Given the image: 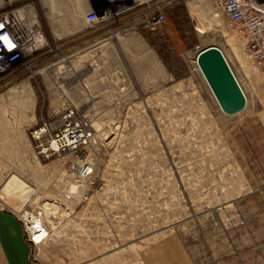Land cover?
<instances>
[{"label": "rangeland", "instance_id": "1", "mask_svg": "<svg viewBox=\"0 0 264 264\" xmlns=\"http://www.w3.org/2000/svg\"><path fill=\"white\" fill-rule=\"evenodd\" d=\"M8 8L0 0V13ZM91 9L101 15L102 4L34 2L44 31L64 13ZM133 15H122V30ZM135 32L157 68L146 78L124 69L121 96L113 85L57 76L49 43L22 72L0 78V207L20 217L44 205L51 236L35 251L37 264H144L165 237L178 239L192 264H264L260 72L207 0H181L159 30ZM209 46L222 51L246 96L236 115L220 110L195 65ZM66 106L90 119L99 141L84 153L94 165L84 184L63 177L60 161L37 160L30 136Z\"/></svg>", "mask_w": 264, "mask_h": 264}, {"label": "built area", "instance_id": "2", "mask_svg": "<svg viewBox=\"0 0 264 264\" xmlns=\"http://www.w3.org/2000/svg\"><path fill=\"white\" fill-rule=\"evenodd\" d=\"M6 1L9 8L0 13V37H7L13 47L9 49L8 43L0 39V78L22 72L24 68L19 70V66L24 60L30 62L36 53L48 48L46 35L34 11L36 0ZM180 1L102 0V15L97 9H91L84 14L83 21L91 26L113 23L123 20L120 19L122 15L129 12L134 13V23L125 30L112 32V37L117 39L127 31H135L137 26L141 30L155 32L165 24L167 14ZM207 2L214 13L224 17L241 52L260 72L264 83V11L251 0ZM12 3L19 6L10 7ZM128 22L131 24V21ZM54 116L56 118L52 120L36 123L30 131L35 144V157L40 161H60L62 176L69 181L76 184L89 182L94 174V165L84 153L99 142L90 119L79 114L74 106H66ZM49 179L53 183L54 176L51 174ZM0 210L5 209L0 207ZM18 218L31 257L35 260V251L51 236L45 208L33 209Z\"/></svg>", "mask_w": 264, "mask_h": 264}, {"label": "crops", "instance_id": "3", "mask_svg": "<svg viewBox=\"0 0 264 264\" xmlns=\"http://www.w3.org/2000/svg\"><path fill=\"white\" fill-rule=\"evenodd\" d=\"M251 1L264 11V0ZM90 5V1L84 2V8L89 9ZM85 13H64L60 21H53L44 31L51 47L50 66L57 76L76 77L75 81L83 85H113L121 96L124 69L132 78L139 72L143 78L154 74L157 65L141 34L129 31L115 39L111 33L122 31L123 20L89 27L83 21ZM143 259L144 264H192L181 242L174 237L155 242ZM0 264H37L25 242L18 216L9 210L0 211Z\"/></svg>", "mask_w": 264, "mask_h": 264}, {"label": "water", "instance_id": "4", "mask_svg": "<svg viewBox=\"0 0 264 264\" xmlns=\"http://www.w3.org/2000/svg\"><path fill=\"white\" fill-rule=\"evenodd\" d=\"M196 65L220 110L236 115L246 107V96L222 51L214 46L199 50Z\"/></svg>", "mask_w": 264, "mask_h": 264}, {"label": "bare ground", "instance_id": "5", "mask_svg": "<svg viewBox=\"0 0 264 264\" xmlns=\"http://www.w3.org/2000/svg\"><path fill=\"white\" fill-rule=\"evenodd\" d=\"M98 1V0H97ZM100 1V3L102 4V0H99ZM99 14V13H98ZM100 15V14H99ZM102 15V14H101ZM224 55V54H223ZM225 57V56H224ZM226 59V58H225ZM227 61V60H226ZM228 62V61H227ZM229 64V63H228ZM195 65H196V62H195ZM230 66V65H229ZM196 67H197V65H196ZM198 68V67H197ZM231 68V67H230ZM199 70V69H198ZM232 70V69H231ZM235 75V74H234ZM236 77V76H235ZM238 81V80H237ZM71 189L72 190H75L76 188H75V186H72L71 187ZM6 198L5 196H3V195H0V198ZM8 201V200H7ZM43 208H44V205L42 206ZM27 212L26 211H23V215H25ZM47 219V218H46ZM47 225H48V223H47ZM49 227V226H48ZM49 230H50V228H49ZM51 231V230H50Z\"/></svg>", "mask_w": 264, "mask_h": 264}, {"label": "snow or ice", "instance_id": "6", "mask_svg": "<svg viewBox=\"0 0 264 264\" xmlns=\"http://www.w3.org/2000/svg\"><path fill=\"white\" fill-rule=\"evenodd\" d=\"M0 39H3L6 43H8L7 37H0ZM8 47H9V49H11L13 47V45L8 43Z\"/></svg>", "mask_w": 264, "mask_h": 264}]
</instances>
